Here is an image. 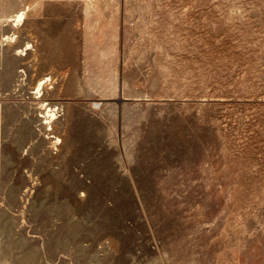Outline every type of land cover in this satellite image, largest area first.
Returning <instances> with one entry per match:
<instances>
[{"label": "rangeland", "instance_id": "1", "mask_svg": "<svg viewBox=\"0 0 264 264\" xmlns=\"http://www.w3.org/2000/svg\"><path fill=\"white\" fill-rule=\"evenodd\" d=\"M0 264H264V0H0Z\"/></svg>", "mask_w": 264, "mask_h": 264}, {"label": "bare ground", "instance_id": "2", "mask_svg": "<svg viewBox=\"0 0 264 264\" xmlns=\"http://www.w3.org/2000/svg\"><path fill=\"white\" fill-rule=\"evenodd\" d=\"M23 15V14H22ZM22 15L20 14V16H18L19 18H21L22 17ZM16 18V17H15ZM23 18V17H22ZM22 21V20H21ZM17 22V21H16ZM43 84H44V82H43ZM41 88V87H40Z\"/></svg>", "mask_w": 264, "mask_h": 264}]
</instances>
